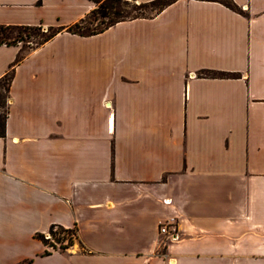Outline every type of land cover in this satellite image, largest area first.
<instances>
[{
    "label": "crops",
    "instance_id": "obj_1",
    "mask_svg": "<svg viewBox=\"0 0 264 264\" xmlns=\"http://www.w3.org/2000/svg\"><path fill=\"white\" fill-rule=\"evenodd\" d=\"M233 2L243 13L178 0L27 54L0 138V264H264V0ZM92 6L0 0V26H70ZM21 49L0 46V79ZM172 216L178 240L159 234ZM52 226L69 250L45 253Z\"/></svg>",
    "mask_w": 264,
    "mask_h": 264
},
{
    "label": "trees",
    "instance_id": "obj_2",
    "mask_svg": "<svg viewBox=\"0 0 264 264\" xmlns=\"http://www.w3.org/2000/svg\"><path fill=\"white\" fill-rule=\"evenodd\" d=\"M101 1V0H92V2ZM104 5L100 6L95 12H91L86 17L81 19L79 22L70 25V26H59V27H48L46 32H42L39 35V41L35 44L29 46L28 49L22 46V49L15 60V62L10 66L6 75L0 79V109L3 111V116L0 115V138L5 137L6 134V122L8 118V105L10 99V90L11 84L14 79L15 70L18 65H20L23 60L26 58L27 54L38 48L45 43L49 42L57 35L61 33H69L73 35H78L80 37H92L99 35L109 28L115 26L120 22L137 20V19H151L166 7L172 5L178 0H154L151 2L143 3L139 2L137 6H133L131 9H128L121 0H103ZM199 1H210L218 2L229 9L243 13L242 10L233 2V0H199ZM149 13V15L147 14ZM98 22V23H97ZM96 23V24H94ZM44 28L42 26L38 27H4L0 26V46H18L24 35H32L34 31H42ZM202 76L208 78H235L237 75L226 72H216V71H203ZM64 232L65 236L70 235L71 230H66L60 226H52L50 229V234L56 241L65 240L64 238H56V232ZM41 239L45 245H48V241L45 239V236L42 235ZM64 249V248H63ZM49 254V252H45Z\"/></svg>",
    "mask_w": 264,
    "mask_h": 264
},
{
    "label": "rangeland",
    "instance_id": "obj_3",
    "mask_svg": "<svg viewBox=\"0 0 264 264\" xmlns=\"http://www.w3.org/2000/svg\"><path fill=\"white\" fill-rule=\"evenodd\" d=\"M123 1V3H126L124 6L127 7L128 9H131L133 6H137L139 4L138 1H134V0H121ZM104 1H96L93 2V6H92V10L89 13H93L95 12L100 6L104 5L103 4ZM149 15V13H147ZM98 23V22H97ZM96 24V23H94ZM47 28H44L42 31H34L32 33V35H24L23 39L21 40V42L19 43V45L23 46L24 48L28 49L29 46H31L32 44H35L39 41V35H41L42 32H46ZM81 52L80 55H83L84 60L83 62L80 63L79 69L81 70L83 73L86 74V78H87V82L85 84H92V42L89 44H85L81 46ZM88 78H90L91 80H88ZM0 115L3 116V111L0 109ZM56 232V238H64L65 233L64 232H60V230L55 231ZM65 240H69V244L73 245V242L75 240V233H71L70 235L65 236ZM65 251V250H62Z\"/></svg>",
    "mask_w": 264,
    "mask_h": 264
},
{
    "label": "built area",
    "instance_id": "obj_4",
    "mask_svg": "<svg viewBox=\"0 0 264 264\" xmlns=\"http://www.w3.org/2000/svg\"><path fill=\"white\" fill-rule=\"evenodd\" d=\"M177 216H172L167 218L164 221H161L159 223V234L161 236H165L169 238L170 240H178L179 239V221ZM45 236V239L49 242L48 245H46V251L52 252V251H62V250H69L71 248V244H69V240H62V241H56L53 236L48 233ZM64 248V249H63Z\"/></svg>",
    "mask_w": 264,
    "mask_h": 264
}]
</instances>
